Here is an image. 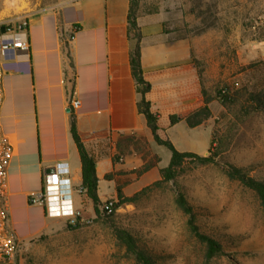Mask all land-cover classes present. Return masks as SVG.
Wrapping results in <instances>:
<instances>
[{
	"label": "rangeland",
	"instance_id": "374dc122",
	"mask_svg": "<svg viewBox=\"0 0 264 264\" xmlns=\"http://www.w3.org/2000/svg\"><path fill=\"white\" fill-rule=\"evenodd\" d=\"M37 3L42 6L44 0H0V20L23 18ZM135 4L141 20L149 15L163 19L166 57L171 60L159 71L165 88L148 95L163 128L160 136L179 151L206 156L218 149V163L188 162L177 178L160 182L170 153L150 132L129 139L100 138L96 149L110 154L115 168L111 176L133 203L119 206L108 218L88 214L84 207L81 218L89 223L74 229L58 218L41 235L20 242V253L10 264H138L117 240L115 229L130 233L156 264H264V209L254 192L227 177L224 167H242L264 181V110L246 109L248 92L264 93V0ZM223 88L235 98L233 103L218 100ZM199 93L211 99V118L194 128L184 121L170 125V115L202 105ZM179 194L193 206L200 230L216 238L224 254L205 261V246L176 205ZM113 199L117 202V195Z\"/></svg>",
	"mask_w": 264,
	"mask_h": 264
},
{
	"label": "crops",
	"instance_id": "0c3cea01",
	"mask_svg": "<svg viewBox=\"0 0 264 264\" xmlns=\"http://www.w3.org/2000/svg\"><path fill=\"white\" fill-rule=\"evenodd\" d=\"M130 7L131 0H44L23 16L29 48L11 62L4 77L0 112L2 130L13 146L8 221L20 242L41 235L58 219L47 215L45 204L31 202L46 168L66 167L73 209L81 213L85 207L88 214L95 213L81 191V160L70 133L71 116L96 159L101 203L114 200L118 184L105 178L115 169L110 154L101 153L94 143L103 137L150 132L138 110L140 95L129 62ZM148 19L137 14L141 67L151 86L147 100L154 90L165 88L159 71L171 61L166 57L163 19L151 15ZM73 101L79 106L69 111ZM153 108L152 104L155 113Z\"/></svg>",
	"mask_w": 264,
	"mask_h": 264
},
{
	"label": "trees",
	"instance_id": "16d2710c",
	"mask_svg": "<svg viewBox=\"0 0 264 264\" xmlns=\"http://www.w3.org/2000/svg\"><path fill=\"white\" fill-rule=\"evenodd\" d=\"M137 13L135 0H131V7L127 16L128 23V40L129 48V62L131 72L135 80L137 93L140 95L138 102V110L146 120L147 126L156 144L167 149L170 153V160L166 167L160 169V182H169L177 178L184 172V164L190 162L197 165H216L218 163V149L216 152H211L209 155L203 156L189 151H178L174 145L167 139L160 136L161 127L159 118L156 113L151 110V103L146 99V95L150 92L151 86L145 80L143 70L141 67V34L137 26ZM246 109L253 111L264 110V93L262 91L252 90L248 92ZM218 100L221 104L233 103L235 98L230 94L227 88H223L218 93ZM198 99L201 100L202 105L198 109L187 110L175 115L169 116L170 125H174L179 121H184L189 128H194L201 125L203 122L211 118V112L208 107L211 99L204 98V94H198ZM70 133L77 146L80 160H81V191H83L87 198L91 200L94 206L95 213L98 214L101 202L97 196L98 178L96 175V159L85 148L81 136L76 130L75 119L70 118ZM126 139H129L126 136ZM213 142H211V147ZM150 167V166H149ZM148 167V168H149ZM226 175L229 179L238 181L243 187L255 193L259 200V204L264 209V181L255 177L249 176L242 167L235 166L230 163L224 165ZM146 168V169H148ZM107 180L112 178L111 174L105 176ZM117 202L114 204L116 210L119 206L124 204H132L133 198H127L123 195L121 188H116ZM176 205L187 216V225L191 233L205 246L204 258L205 261H210L220 254H224L222 244L213 236L203 233L196 223V214L193 206L187 201L183 194L176 197ZM70 229H74L79 225L73 226L67 224ZM115 236L117 240L125 247L128 254H131L138 264H156L154 258L145 250L139 248L135 238L125 230L115 229Z\"/></svg>",
	"mask_w": 264,
	"mask_h": 264
},
{
	"label": "built area",
	"instance_id": "2783aa9c",
	"mask_svg": "<svg viewBox=\"0 0 264 264\" xmlns=\"http://www.w3.org/2000/svg\"><path fill=\"white\" fill-rule=\"evenodd\" d=\"M4 32H1V28ZM27 31L25 18H5L0 20V112L3 103V80L11 70L14 60L25 53L29 44L24 38ZM79 106L78 101L70 103L69 111ZM13 159V146L2 130L0 121V264L13 263L20 253V241L15 237L10 226L7 213V176ZM67 169L56 166L52 174L43 176L41 189L32 203L46 205L49 217L66 219L69 224L76 226L89 223L83 220L78 211L72 207L71 190L65 177ZM114 200H106L99 207L96 217L108 218L115 212Z\"/></svg>",
	"mask_w": 264,
	"mask_h": 264
},
{
	"label": "water",
	"instance_id": "95a60500",
	"mask_svg": "<svg viewBox=\"0 0 264 264\" xmlns=\"http://www.w3.org/2000/svg\"><path fill=\"white\" fill-rule=\"evenodd\" d=\"M1 32H4V28H1ZM54 172V168H46L44 170V174H52Z\"/></svg>",
	"mask_w": 264,
	"mask_h": 264
}]
</instances>
